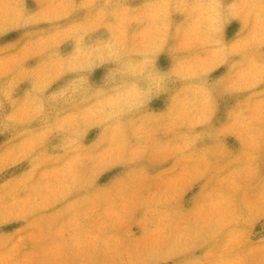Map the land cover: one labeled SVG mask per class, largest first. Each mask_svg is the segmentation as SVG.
Wrapping results in <instances>:
<instances>
[{
  "label": "clouds",
  "instance_id": "1",
  "mask_svg": "<svg viewBox=\"0 0 264 264\" xmlns=\"http://www.w3.org/2000/svg\"><path fill=\"white\" fill-rule=\"evenodd\" d=\"M33 3L0 0V264H264V0Z\"/></svg>",
  "mask_w": 264,
  "mask_h": 264
},
{
  "label": "rangeland",
  "instance_id": "2",
  "mask_svg": "<svg viewBox=\"0 0 264 264\" xmlns=\"http://www.w3.org/2000/svg\"><path fill=\"white\" fill-rule=\"evenodd\" d=\"M28 6L29 7H33L34 6L33 0H28ZM16 35H17L16 31H13V32H10V33L6 34V36L3 38L4 39V43H8L11 40L15 39ZM67 47L68 46L65 45V48H67ZM97 71L100 72L102 70H97ZM24 87H25V85H21L20 88L18 89V92L22 91ZM90 135H94V133H92ZM2 139H4V137H0V140H2ZM18 226L19 225H17V224L8 225V226H6L5 231H11L12 229H14V228H16ZM255 231L256 232L264 231V221H258L257 222V224L255 226Z\"/></svg>",
  "mask_w": 264,
  "mask_h": 264
}]
</instances>
